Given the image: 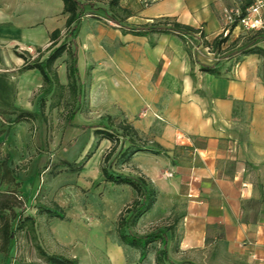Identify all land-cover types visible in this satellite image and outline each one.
Instances as JSON below:
<instances>
[{
  "label": "crops",
  "instance_id": "crops-1",
  "mask_svg": "<svg viewBox=\"0 0 264 264\" xmlns=\"http://www.w3.org/2000/svg\"><path fill=\"white\" fill-rule=\"evenodd\" d=\"M99 1L107 7L109 0ZM228 3L158 0L143 7L137 0L118 1L132 12L123 25L168 19L197 33L138 36L89 13L76 27L78 70L90 65V108L101 94L99 115L126 121L146 141L148 150L133 154L125 173L137 171L156 190L143 215L153 221L144 233L164 230L166 256L175 264H264V57L242 55L221 76L199 68L227 63L203 41L220 36L221 9ZM66 17L62 0H0V106L32 99L41 75L20 70L24 61L14 51L47 46L54 29L64 32ZM240 30L230 31L224 53H239L234 44ZM160 248L154 241L140 258L139 249L114 240L104 264H159Z\"/></svg>",
  "mask_w": 264,
  "mask_h": 264
},
{
  "label": "rangeland",
  "instance_id": "rangeland-1",
  "mask_svg": "<svg viewBox=\"0 0 264 264\" xmlns=\"http://www.w3.org/2000/svg\"><path fill=\"white\" fill-rule=\"evenodd\" d=\"M91 3L99 8L94 12L101 17L98 19L101 23L117 27L115 23L110 24L102 19L105 15L101 9L107 8L105 1L91 0ZM166 23L171 24V21ZM82 34L80 31V36ZM63 35L64 32H61L57 42L63 39ZM252 37L251 32L241 29L234 45L242 46ZM260 43L264 45V40ZM48 46L31 52L20 50L14 53L21 55L23 61L36 58L41 60L49 53ZM212 52L215 58L227 62L221 66V75L227 74L224 68L228 69L242 56L240 53H224L222 48ZM68 60L67 53H63L51 66L64 88L55 89L52 95L45 97L43 116H37L35 106L43 84L42 78L41 85L27 103L22 106H0V162L4 161L11 170V174L4 175L0 167V198H11L15 212L22 210L23 216L31 215L35 219L34 234L26 232V229L18 230L9 253H0V264H48L40 257L35 243L47 253L66 256L76 254L84 263L104 264L105 257L113 251L114 240L119 242L115 228L118 213L135 196L132 189L129 191L120 185L106 182L102 176L103 166L123 173L131 170V166L122 163L120 158L114 162H103L112 143L106 147L101 140L95 146L93 128L88 127L108 123L103 119L105 116L99 115L101 108L105 107L100 103L101 94H95L94 102L97 106L93 110L89 106V64L79 70L82 77L79 109L71 120L72 125L65 121L75 106V102L69 100L66 87ZM109 104L111 106L112 102L109 101ZM19 111L32 113L33 116L13 124ZM112 120L114 125L120 121ZM64 161L72 162V166L80 168L71 170ZM10 175L12 180L8 178ZM134 175L139 174L136 171ZM54 203L64 211V219L50 217L34 206H51ZM143 220L142 215L132 227L134 234L144 233L152 225L153 221Z\"/></svg>",
  "mask_w": 264,
  "mask_h": 264
},
{
  "label": "trees",
  "instance_id": "trees-1",
  "mask_svg": "<svg viewBox=\"0 0 264 264\" xmlns=\"http://www.w3.org/2000/svg\"><path fill=\"white\" fill-rule=\"evenodd\" d=\"M119 0H109L107 8L101 9L105 15V18L115 23L123 33H130L138 36H145L149 33H172L176 32L181 34L183 32L197 33V29L188 25H183L176 21H171L168 25L167 20L153 22L150 24H143L134 27L123 25L122 22L132 15V12L126 8H122L118 4ZM63 11L67 14L63 39L57 42L61 36L60 29H54L50 33V44L48 46L49 53L44 59L38 58L28 61L24 59V64L20 70L36 69L42 78L43 84L40 87V94L36 98L35 106L37 108V116H43V107L45 97L52 95L55 89H62L64 85L60 84L55 71L51 69L52 64L63 53H67L69 62L67 66V89L69 92V100L75 106L67 115L65 121L67 124H71V120L74 114L79 109L78 100L79 93L82 87V81L78 70V44L76 38L77 24L85 13L94 15L98 7H95L91 2H85L80 0H62ZM86 7H89L88 12L85 11ZM253 37L247 43L243 44L238 52L242 55L256 53L264 57V47L258 44L264 40V31H251ZM228 35L223 37H215L211 43L203 41V43L213 51H219L221 46L227 41ZM22 57L21 55H17ZM200 71L212 74L214 76H221V66L218 62L207 65L204 63L199 64ZM264 79V73L262 74ZM33 114L25 111H19L13 119V124L19 121L32 117ZM103 119L107 120V125L99 124L89 126L93 128V135L96 137L95 146L103 139L109 140L112 143V147L106 152L103 157V162H114L115 159L120 158L122 163L127 164L131 160L133 154L138 151L148 150L145 147L146 141L143 140L133 128L132 125L126 121H119L117 124L112 123L110 116H105ZM80 127L86 128L85 125ZM151 152H157L151 149ZM90 154V153H89ZM88 156V155H87ZM66 165L70 166L71 170H78L80 167L72 166V162L64 161ZM0 167L4 175L11 174V170L6 166L4 161L0 162ZM111 166L109 165V168ZM102 176L106 182L115 185H127L134 191L135 196L133 199L124 206V208L118 213L116 221V232L118 240L122 245H128L140 250V258H143L146 254L147 246L154 242L159 241L161 248L157 250L156 261L159 264H175L167 259L166 256V234L162 229L155 231L134 234L132 227L136 224L137 220L148 212L153 206L157 192L154 187L147 181L142 175H131L123 172L112 171L105 166L101 169ZM8 178L13 179L10 175ZM0 192V196H1ZM13 201L9 197L0 198V253L7 255L13 245L15 239V233L18 230L26 229V232L34 234L35 219L31 215L23 216L22 210L14 211ZM35 208L38 211L44 212L50 217H56L64 219L65 214L62 208L54 203L51 206L43 204H35ZM40 257L44 259L48 264H80L76 257L66 256L57 253H47L42 247L35 243ZM190 264V263H182Z\"/></svg>",
  "mask_w": 264,
  "mask_h": 264
},
{
  "label": "built area",
  "instance_id": "built-area-1",
  "mask_svg": "<svg viewBox=\"0 0 264 264\" xmlns=\"http://www.w3.org/2000/svg\"><path fill=\"white\" fill-rule=\"evenodd\" d=\"M147 7L158 0H137ZM220 35L225 37L235 27L244 31H264V0H229L220 14Z\"/></svg>",
  "mask_w": 264,
  "mask_h": 264
}]
</instances>
